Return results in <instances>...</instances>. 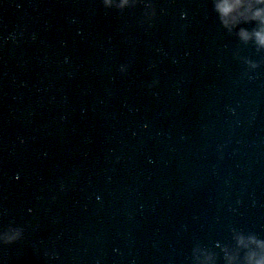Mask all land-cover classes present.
Wrapping results in <instances>:
<instances>
[{"label":"water","instance_id":"obj_1","mask_svg":"<svg viewBox=\"0 0 264 264\" xmlns=\"http://www.w3.org/2000/svg\"><path fill=\"white\" fill-rule=\"evenodd\" d=\"M256 27L215 0H0V264L242 261L237 235L264 240Z\"/></svg>","mask_w":264,"mask_h":264},{"label":"clouds","instance_id":"obj_2","mask_svg":"<svg viewBox=\"0 0 264 264\" xmlns=\"http://www.w3.org/2000/svg\"><path fill=\"white\" fill-rule=\"evenodd\" d=\"M130 0H105L106 7L116 6L125 8L129 5ZM215 10L220 16L221 23L226 28H233L243 23H255L257 27L249 31L246 28H240L238 35L241 40H254L259 48H264V0H215ZM35 38V36H33ZM126 70L121 66V71ZM153 82V87L156 85ZM19 236L5 235L3 238L12 241ZM236 245L239 249L245 250V256L242 261L237 256L225 252L226 264H264V240L257 239L254 235L236 236ZM252 246L259 251L251 250ZM203 264H213L212 256L206 255Z\"/></svg>","mask_w":264,"mask_h":264}]
</instances>
